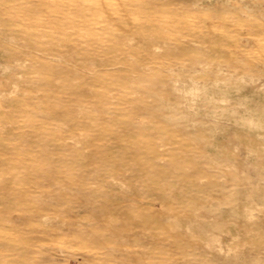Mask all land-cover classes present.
Here are the masks:
<instances>
[{
    "label": "rangeland",
    "instance_id": "1",
    "mask_svg": "<svg viewBox=\"0 0 264 264\" xmlns=\"http://www.w3.org/2000/svg\"><path fill=\"white\" fill-rule=\"evenodd\" d=\"M0 264H264V0H0Z\"/></svg>",
    "mask_w": 264,
    "mask_h": 264
}]
</instances>
